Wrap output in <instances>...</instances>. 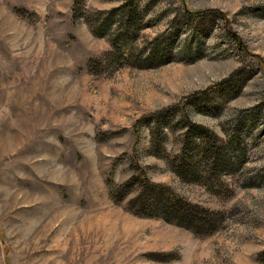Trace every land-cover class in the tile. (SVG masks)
<instances>
[{"label": "rangeland", "instance_id": "obj_1", "mask_svg": "<svg viewBox=\"0 0 264 264\" xmlns=\"http://www.w3.org/2000/svg\"><path fill=\"white\" fill-rule=\"evenodd\" d=\"M145 181L220 227L129 212ZM0 264H264V0H0Z\"/></svg>", "mask_w": 264, "mask_h": 264}, {"label": "trees", "instance_id": "obj_2", "mask_svg": "<svg viewBox=\"0 0 264 264\" xmlns=\"http://www.w3.org/2000/svg\"><path fill=\"white\" fill-rule=\"evenodd\" d=\"M126 4L119 8L111 10V15L114 13L121 12V21L118 23L116 33L110 39V45L112 52H118L119 54L125 53L126 47H132L130 38L132 37L131 30H133L132 25V14L131 9H126ZM208 13H218L217 10H208ZM207 12H197L196 14H202ZM220 14V13H218ZM110 23V22H108ZM100 24V29L97 31L92 28V33L97 37H104L106 32H111L113 26H116L115 22ZM107 25V30L104 31ZM134 32V31H132ZM113 55V54H112ZM150 59H145V62ZM203 131H207L203 129ZM201 136H205V133ZM203 138V137H202ZM190 133L186 134V145L184 146L178 158L184 159L183 170L180 167H174V171L178 176H183L185 173H189L187 170V159L189 158V153L187 148H189ZM107 183L110 181H106ZM145 184L141 185L142 190L135 197L131 198L127 204L126 209L139 217H158L167 223L174 224L179 227L190 230L197 235H209L215 232L219 227V223L212 220V212L200 208L197 205L188 203V201L179 197L171 188L159 184H150L145 181ZM134 182H127L125 185L118 186L113 191V199L116 204L125 200V195L129 190H132Z\"/></svg>", "mask_w": 264, "mask_h": 264}]
</instances>
